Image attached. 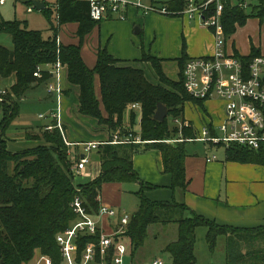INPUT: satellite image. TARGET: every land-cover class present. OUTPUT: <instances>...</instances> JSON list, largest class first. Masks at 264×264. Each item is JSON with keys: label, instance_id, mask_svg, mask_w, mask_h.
Masks as SVG:
<instances>
[{"label": "trees", "instance_id": "trees-1", "mask_svg": "<svg viewBox=\"0 0 264 264\" xmlns=\"http://www.w3.org/2000/svg\"><path fill=\"white\" fill-rule=\"evenodd\" d=\"M195 1L201 4L208 0ZM220 2L224 40H228L238 27H243L248 19H258L260 24L264 22V0ZM244 3H247L245 8L242 6ZM55 4L54 13L46 3L41 11L51 31L47 38L40 31L28 29L25 22L0 20V34L8 35L12 43V49L0 46V79L14 78L0 106V264H28L36 251L49 258L51 264H63L56 236L77 220L71 208L74 198L79 196L86 214L97 219L102 185L123 182L140 186L136 193L137 211L130 217L125 234L114 238L115 243L124 241L128 244L131 258L144 245L150 226L174 224L176 239L163 248V252L169 254L171 264H196V230L200 227L207 230L205 242L210 253L215 251L217 239L224 237V264H264V227L236 229L219 226L190 211L183 203L152 202L144 193L154 186L142 182L133 169L134 155L156 150L161 154L163 172L171 176L172 189H186L185 143L196 137L190 128L179 131L174 126L169 127L166 119L163 122L153 120L158 103L167 108L172 120L184 121L185 103L202 105L204 102L191 98L185 92L183 69L188 59L184 49L177 60L180 72L176 84H171L164 74L162 60L145 52H142L139 62L150 65L158 79L157 85L150 83L141 70L121 66V61L111 56L105 47L98 48L95 66L89 69L82 60L81 45L101 22L90 19L86 3L57 0ZM163 6L170 12H181L186 7V0H171ZM214 15L215 4L210 3L204 16ZM68 23L77 24L78 45L58 43L59 28ZM256 56L258 54L254 51L247 57L238 54L234 57L246 71ZM57 61L66 67L68 83L79 88L78 113L107 127L108 142L111 143L115 135L124 136L131 132L139 134L141 141L151 142L99 146L95 150L99 157V174L89 182L78 184L79 191L74 183V162L68 157V149L58 130L42 132L40 139L49 147L37 146L15 153L7 149L4 138L10 123L19 114L23 98L48 83L49 75L43 74L37 79L33 73L38 67ZM95 78L99 82V97L94 88ZM133 104L140 107L139 132L133 130L136 125V114L131 109ZM128 108L131 111L126 123L124 114ZM209 135L214 136L212 131ZM174 140L181 141L172 142ZM225 151L227 161L264 168V145L251 150L233 143ZM95 240V237L83 236L77 241L76 263H79V255L86 244Z\"/></svg>", "mask_w": 264, "mask_h": 264}, {"label": "crops", "instance_id": "crops-1", "mask_svg": "<svg viewBox=\"0 0 264 264\" xmlns=\"http://www.w3.org/2000/svg\"><path fill=\"white\" fill-rule=\"evenodd\" d=\"M150 1L148 2L149 4L154 3L158 5L153 0ZM154 23H159L164 27L163 30L160 29V27L156 29V37H161L160 42L162 43L164 40H167L166 45L162 44L159 46L162 50L158 53L154 51L151 53V46L146 49L142 39H139L137 42L136 39L132 37V35L143 34V30L146 31L147 27ZM63 26L64 25L59 28V33ZM76 30L77 24H75L72 32V35H75V39L73 37V42L68 43L63 41L58 34V43L65 46L78 45L79 39L76 36ZM114 30L117 32V38L115 42H112ZM135 30H138V34H135ZM84 45L91 47L93 51L92 63L86 64L81 55L84 64L89 69L95 66L98 48L105 47L108 53L115 59L124 61L126 64L132 61L134 66H127L134 69H139L136 66L139 65L142 52L162 60L163 71H165L164 66L168 64L165 61H173L170 68L173 69L176 65V74L178 77L180 66L177 60L181 57L183 49L186 59L211 56L215 50V37L213 31L202 26L197 19H190L186 16H167L165 18L153 14L142 15L140 11L130 8L126 12V18L122 21L115 18L101 21V23L94 27L84 38L81 48ZM224 50L228 55L235 56V54H238L242 57H247L255 51L258 56L264 58V22L260 24L258 19H248L243 27H238L236 29V32L229 40H224ZM166 73L165 71L164 74L166 75ZM47 82L55 84L56 80L50 77ZM58 83L62 89L61 123L66 140L72 144L69 148L73 147L74 153L76 154L80 149V147L74 146L76 143H99L107 141L109 138L107 127L99 125L95 119L90 118L91 120H87L85 118L86 116H79V88L68 83L67 69L64 66L62 67ZM45 87L46 85L40 88L45 89ZM94 88L96 95L99 97V82L97 78L94 80ZM49 96L53 98V95ZM216 103V112L212 111L214 116L208 115V121L203 120L194 123L198 128L197 131H193V123L184 118L185 122L189 123V128L193 131L192 133L196 137L195 139L199 138L204 128L208 133L212 131L214 136L220 135L218 127L223 120L224 113L222 102L217 99H210L204 101L202 106L211 110L212 105ZM71 104L75 106L71 108ZM76 117H81V119L88 122V125L82 122L81 126L84 128V132L80 134H76V130L72 129L69 125V122ZM213 119H215V121H213ZM49 122V120H46V125ZM43 128L44 126H42V129ZM88 128L93 130L94 135L97 136V139L93 138L95 141H84L85 139L82 138L83 136H88L85 133L88 131ZM133 130H136L135 126ZM136 132H139V130ZM188 143H200L202 146L187 153L186 146ZM39 144L38 142L37 145ZM226 148L225 145L213 144L210 142L204 143L197 140H186L184 173L187 185L185 190L172 189L171 176L163 172L161 154L156 150H149L144 154L134 155L132 157V164L140 180L154 186L144 193L152 202L170 203L176 201L178 203H183L190 211L219 226L236 229L264 227V168L260 165L251 163L227 161ZM212 156L215 157V160L207 162L206 159ZM87 169H89L90 172H88V176L82 177V179H85L84 183L98 176L100 163H98V168L94 174L91 162ZM110 207L120 211V208L117 206L113 205ZM114 221H110L112 226H114ZM128 252L127 264H134V256L133 258L130 257L131 250L129 249ZM214 252L209 253L213 255ZM41 257L43 256L36 251L34 258L28 264H45L41 261Z\"/></svg>", "mask_w": 264, "mask_h": 264}, {"label": "built area", "instance_id": "built-area-1", "mask_svg": "<svg viewBox=\"0 0 264 264\" xmlns=\"http://www.w3.org/2000/svg\"><path fill=\"white\" fill-rule=\"evenodd\" d=\"M7 0H0L3 6ZM57 1V0H56ZM55 1V3H56ZM86 3L88 15L92 21L101 22L109 18L124 20L128 9L140 11L142 15L157 14L161 16H186L199 20L200 24L213 31L215 37V50L213 55L188 59L183 69L185 92L196 100L217 99L223 104V120L218 127L219 136H211L208 131L202 129L199 138L201 142L222 144L226 147L237 144L251 150H258L264 145V58L254 57L245 71L241 63L224 50L223 26L220 21L222 4L220 0H208L197 4L195 0H186V7L181 12H170L163 5L146 3V0H73ZM210 3L215 4V15L205 18L204 12ZM56 4H54L55 6ZM244 8L247 3L242 5ZM31 11V9H28ZM59 61L38 67L33 76L40 79L43 74L55 78L56 83H47L45 90L56 98L57 109L47 116L39 114V119L48 118L50 122L44 126L43 131L53 132L58 130L66 147L70 144L64 134L61 123V97L62 89L59 86V78L62 70ZM8 95V90L0 86V106ZM132 110L140 109L133 104ZM53 122V123H52ZM178 123L179 120H174ZM189 128L188 122H181V127ZM174 140L172 142H179ZM139 134L132 132L124 136L115 135L113 141L99 143H76L81 152L76 153V159L72 171L78 177H86L90 164V155L99 146L105 144H144ZM67 155L71 151L67 150ZM215 160V157L207 158V162ZM79 191V190H77ZM71 208L77 216V220L63 233L56 236L63 264H127L129 255L128 244L124 241L114 242V238L122 236L127 230L130 217L122 211L100 204L98 218L92 219L86 214L83 201L76 196L71 203ZM105 220V223L102 221ZM116 222H115V221ZM110 221H114L113 225ZM83 236L95 237V242H89L79 255V263H76L77 241ZM45 264H51L47 257H41ZM151 264H163L159 259Z\"/></svg>", "mask_w": 264, "mask_h": 264}, {"label": "rangeland", "instance_id": "rangeland-1", "mask_svg": "<svg viewBox=\"0 0 264 264\" xmlns=\"http://www.w3.org/2000/svg\"><path fill=\"white\" fill-rule=\"evenodd\" d=\"M47 4L48 9L52 10L54 13L55 11V1L56 0H7L3 6H0V20L2 21H20L25 22L27 28L30 30H37L40 31L44 38H47L51 35V31L49 30V23L44 15V13L39 12L34 9L33 3L34 2H43ZM150 0H146L148 3ZM158 5L166 4L171 0H153ZM31 9V11H28ZM157 15V14H153ZM160 17H167L161 16ZM54 21V17L51 18ZM75 24L68 23L65 24L59 33V37L65 42L71 43L75 39V35H72L73 29ZM164 29V27L159 23L151 24L147 27V30H143V34L141 35H132L134 39L138 42L139 39L143 40L144 47L148 49L151 46V53L160 52L159 46L166 45L167 40L164 42L161 41V37H156L157 35V28ZM74 37V39H73ZM117 38V32L114 30L113 33V40ZM241 39V38H240ZM246 39V36H245ZM229 40V39H228ZM160 42V43H159ZM0 46H3L7 49H12L11 39L6 34H0ZM80 54L83 56L84 62L86 64L92 63L93 60V51L91 47L84 45L81 50ZM131 57V56H129ZM166 64L164 66L166 76L168 77L171 84L177 83L179 81V77L176 74V65L171 69V63L173 61H165ZM141 63V64H140ZM121 66H131L133 67L134 64L131 61L130 63L126 64L124 61L120 62ZM167 66V67H166ZM137 68L141 69L145 78L152 83L153 85H157L158 79L154 74V71L150 67L149 64L146 62H139V65L136 66ZM163 71V72H165ZM14 78L10 77L7 79H0V86L6 89H9L10 85L13 84ZM172 91V89H169ZM179 97H183L181 93H178ZM71 108L75 105L71 104ZM217 103L212 105L211 110H208L207 107H203L199 103H192L187 102L184 104V111L183 117L193 123V131H197V126L194 124L200 121H208V115H213L212 111L216 112ZM57 109V102L55 96L53 98L49 96L45 89L38 88L33 92H30L26 95L25 98L20 103V110L17 117L10 123L9 127L7 128L5 139L7 140V149L10 152H20L23 150H31L36 148L37 146H46L49 147L47 143H45L42 139H40L42 135V126L46 125L45 119H39L38 115L43 114L47 116V114L51 111H56ZM61 110V107H60ZM73 111H75L73 109ZM131 109L128 108L124 114V121H129V114ZM136 114V125L135 131L139 130V124L141 120L140 116V109L134 110ZM76 113V111H75ZM208 113V114H207ZM105 115V114H104ZM81 116V115H79ZM214 116V115H213ZM83 117V116H82ZM1 118V114H0ZM87 120H91L90 118L85 117ZM215 121V119H213ZM82 122H85V125H88L87 121L81 119V117H76L69 122V125L72 129L76 130V134H80L84 132V128H82ZM166 122L168 123L169 127H176L179 131H181L185 127H181V122L185 123V120H179L178 123L174 122L171 117H169V112L166 117ZM217 123V122H216ZM86 131L85 133L88 136L82 137L85 139L84 141H95L97 136L94 135L93 130ZM192 131V132H193ZM197 135V134H195ZM219 135V134H218ZM66 137V136H65ZM181 138V137H180ZM97 139V138H96ZM182 139V138H181ZM185 141L186 139H182ZM40 143L37 145V143ZM202 146L200 143H188L186 146L187 153L192 151L193 149L200 148ZM69 147H67L68 149ZM71 150V155L68 156L72 162L76 159V154L74 153V148H69ZM81 148L78 152H81ZM90 162L92 164L93 174L96 173L99 163V157L96 151H93L90 155ZM86 172H90L89 169ZM74 175V183L79 187V185L83 184L85 179L82 177H78ZM94 176V175H93ZM92 176V177H93ZM91 177V178H92ZM87 182V181H86ZM81 183V184H80ZM138 183L132 182H123V183H110L104 184L101 187V194H100V204L110 206H117L120 208V211L124 212L127 216L131 217L138 208V198L136 193L139 190ZM79 190V188H78ZM113 208V207H111ZM106 219L102 221L105 222ZM205 234L206 229L204 227H200L196 230V246H195V256H196V264H224V237H219L216 250L214 254H210L205 243ZM176 239V225L171 224L168 226H161V225H154L150 226L147 231V237L144 241V245L139 248L134 254V264H151L154 259H159L163 262V264H171V258L169 254L163 252V248L170 242Z\"/></svg>", "mask_w": 264, "mask_h": 264}, {"label": "water", "instance_id": "water-1", "mask_svg": "<svg viewBox=\"0 0 264 264\" xmlns=\"http://www.w3.org/2000/svg\"><path fill=\"white\" fill-rule=\"evenodd\" d=\"M33 7L35 10L41 12L45 8V5L43 2L42 3L34 2ZM135 34H138V30H135ZM167 115H168L167 108L164 105L158 103L156 111L153 116V120H155L156 122H163L166 119Z\"/></svg>", "mask_w": 264, "mask_h": 264}]
</instances>
